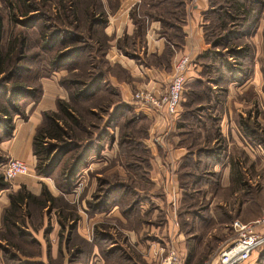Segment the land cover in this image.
Wrapping results in <instances>:
<instances>
[{
  "label": "crops",
  "instance_id": "0c3cea01",
  "mask_svg": "<svg viewBox=\"0 0 264 264\" xmlns=\"http://www.w3.org/2000/svg\"><path fill=\"white\" fill-rule=\"evenodd\" d=\"M209 4L210 0L193 3L188 0H119L109 8L102 1L107 13L102 31L109 36L110 47L103 54L106 66L101 88L114 97L115 102L132 105L134 113H141L147 120V136L142 142L151 154L150 166L142 190L135 186L141 199L128 217L117 203L103 210L92 209L88 202L94 200L93 195H80L75 211L78 219L72 223L67 218L66 244L73 242L77 254L71 261L67 256L66 264H117L116 250H112L116 245L133 264H159L161 250L173 245L179 250L180 264H183L194 255L189 248L201 249L207 246V241H214L215 247H225L231 238L224 232L232 230L233 218L252 221L259 215L264 216V10L262 8L256 16L251 31L243 36L247 47L249 43L252 45L246 50L247 60L242 65H229L227 72L220 70L223 77L217 79V73L211 69L203 73L207 62L202 53L211 45L205 39L203 26L207 21L203 22L202 18ZM182 55H187L193 64L186 71V81L190 84L185 88L175 118L170 119L165 111L132 100V92L137 88L145 87L156 93L163 91L172 77L173 63ZM234 70L245 75L235 79V73L231 74ZM66 72L67 69L52 71L39 79L41 93L36 100L23 103L24 116H13L11 135L0 141L2 155L22 159L29 167L34 165L33 135L42 120V111L56 110L58 98L68 99L67 90L58 81ZM197 86L205 90H195ZM188 93L190 99L185 95ZM112 106L110 102V109ZM188 112L192 119L191 147L177 144L182 135H176L177 120L181 116L186 118ZM114 128L108 131V136L117 129ZM103 151L102 145L99 153ZM187 154L192 160L191 166L183 162ZM100 155L102 158L95 162L91 156L79 171L80 184L84 187L91 180V167L107 161L103 160V153ZM180 171L188 180V188L179 185ZM42 183L57 196L59 190L52 179L31 173L15 177L0 189V230L3 210L9 205V192L24 186L38 195ZM189 191L200 194L199 200L180 210L179 206L184 205L182 195H190ZM173 194L177 200L170 210L168 205ZM62 196L70 199L72 195ZM47 207L48 204L40 207L39 220L43 224L40 230L27 227L28 215L21 225L43 249V240L36 233L42 232L41 237H44L47 213L42 211ZM57 220L60 216H53L55 223L50 238L53 234L54 238L50 245H45L46 252L50 251L52 256L57 246ZM111 221L121 224L119 234H113ZM255 230L264 233V223L257 224ZM76 233L79 239L73 238ZM95 233L106 234L111 241H94ZM245 264H264V244L252 252Z\"/></svg>",
  "mask_w": 264,
  "mask_h": 264
},
{
  "label": "trees",
  "instance_id": "16d2710c",
  "mask_svg": "<svg viewBox=\"0 0 264 264\" xmlns=\"http://www.w3.org/2000/svg\"><path fill=\"white\" fill-rule=\"evenodd\" d=\"M217 1L219 0H210V6L203 15L207 17L205 19L208 21V16H210V14L215 15L216 13H219L222 15L220 18L224 19V22L219 24L220 32L214 39H208L207 35L205 34V38L207 42L210 43L211 47L207 51L203 52L202 56L205 63L207 62L203 73H207L209 69L213 70L214 72L218 71L216 78L220 79L223 77V72L228 71V66L232 65L229 62L232 60L229 59L228 61L226 54H229V56H231L230 58L233 60L238 59V63L241 65L247 60L248 55L246 50L248 47L246 43L244 42L245 45L243 44L240 48H236L238 44H234L232 42L241 41L243 36L251 31L253 27V19L258 15L259 12H261L262 8H264V0ZM6 2L7 5L11 6L12 8L18 7L20 9L21 5L24 6L25 9L21 15H26L31 11L28 6L24 5V0H15V2H13V0H6ZM253 8H255V11H259L253 14ZM70 9H73V7L71 6ZM97 9L98 7L94 8V10L92 9L94 12L90 11V14L91 12L92 14L89 15L90 20L86 30L87 37L81 36L77 30V25L73 27V30L69 28L67 29V27L62 29L56 27L54 23H50L47 15L44 17L45 21L39 26V30L41 28V31L39 32L38 47L40 51L47 52V67L45 68V66H43L44 72L38 76V81L42 76H46L52 71L67 69L68 66L73 64V62L79 60L83 53H91V49L93 50V48H95L93 45L88 43V40H91L90 38L92 37L91 26H101L105 24L104 19L101 18L100 20H97L92 17L95 13L101 14L100 11L96 12ZM232 9L236 13H234V11L231 13L230 10ZM71 14L75 15L73 12ZM39 18H41V16H39ZM58 18L60 17L56 16L57 20ZM34 20L30 21L29 24V26L32 28L35 26ZM74 20H76L75 17ZM214 26L216 27V25ZM2 39L3 20L0 13V91H2V89L5 90L3 101L0 102V141L11 135L13 129V116L15 114L24 116V112L22 110L23 103L29 99L36 100L41 93L38 81L37 85H34L28 83L27 80H23L19 81L15 85H9V93L11 92V95H8L6 86L8 85L11 77L16 73H19L20 70L26 74L31 71L30 66H20L19 68V64L25 59V53L28 48V38L26 35L19 33L15 36L10 35L5 43L2 42ZM72 42H79L80 44L73 45ZM94 51L96 54L90 57L93 60H89L85 64L88 67L85 73L76 74L75 72L78 70V68L75 66L71 69L72 72L74 71L73 73L62 75L59 78V84L67 90L68 99L65 100L58 98L56 100V110L42 111V120L37 125L32 139V153L37 160L34 169L39 176L53 177L56 174L60 163L65 161V157H67L69 153L71 154L66 166L63 165V168L61 167L62 170L60 169L57 173V176L60 175L66 183V186H64L65 191H69L72 188L73 180L75 179L77 173L86 165L88 159L92 155L99 153L103 142L106 140V138H110L111 136L107 135L108 131L117 126L116 124L119 121L122 120L121 122H123L124 118L127 117L126 123L146 122L145 124L148 125L147 120L141 113H134L132 105L115 102L116 99H110L107 108H100V110L103 112L100 113L102 115H97L98 117L104 118L103 114H107L105 119L101 118L103 120L102 126L95 127L93 130H88L87 127L89 125L85 124V118L78 111L76 104L87 103L88 105L86 108L83 107L85 113L90 114V116H95V114L92 112V108H95L98 105H93L91 103L93 102L92 99L100 93H106V91L101 88V80L104 73V67L106 66L105 60L102 57L104 53L99 54V52H102L101 48H96ZM223 58H225L224 61ZM96 59L100 60L103 66H100ZM215 61H217V63ZM232 62L234 63V61ZM68 70L69 69H67V71ZM220 70L224 71L221 72ZM239 73L241 75H238ZM239 73L237 70H234L231 74H234L233 76L235 79L241 78L245 75V73H242L241 71ZM36 75H33V77ZM231 77L232 76L229 78ZM189 84L190 82L187 83L186 81L185 88L188 87ZM105 95L108 96V94ZM185 95L188 96V99H190V93ZM110 102L113 103L111 110L108 109L110 108ZM188 118L191 119V113H189L186 118H182L181 116L177 120V124L184 126L186 123L185 121H188ZM74 128H77V130L81 133L83 131L84 138L78 139L79 133ZM145 136H147V130H145ZM127 137V134L122 133V136H120V142L123 144L126 143ZM138 141V138L134 139V142L140 144V146L143 148L142 150H144V152L151 157L149 150ZM191 145L192 142L191 144H188L189 147H191ZM57 148L60 150L56 155H54L53 152L54 150L56 151ZM188 154L185 156V160H188ZM148 159L150 158L144 157L143 160H140V162L144 161L146 163L144 164V168L143 166H139L140 163L138 158L135 162L131 163L132 167L133 165L136 168L142 167L141 176L144 178L146 170L150 166ZM189 165L191 166V164ZM107 181L108 183L103 181V184H106V187L103 189L102 194L95 195L94 200L88 202L89 207L92 209L94 208L103 210L106 209L111 203H117L119 204L121 212L128 217L129 213L138 205V202L141 199L139 192L135 190V187L128 180H116L112 183H110L109 180ZM179 185L185 188H188L189 185L188 180L186 181L184 179L182 171L179 173ZM6 186L7 183L3 180L2 174L0 172V189L5 188ZM96 198L97 200H95ZM123 198L128 200L125 207L120 206L121 200ZM55 200V197H53L49 191L44 188L38 195L31 193L29 190L25 189L24 186H21L20 189H18L15 193L9 194V205L3 210L2 213L3 230L0 238L6 240V248L9 247L11 250H15V253L8 251L9 249L3 250L2 252L4 259L14 261L16 258H19V255H28V253L22 250V245L14 243V240L25 242L23 238H29L30 243L39 245V243L30 233L25 232L21 228V225L24 222V215H27V211L25 212L23 207L30 206L29 204H34V202L38 204V207H45L48 203L51 206H54ZM68 218H70L73 223L78 219V215L76 212L70 211ZM140 219L141 218L139 217L137 222L140 221ZM93 240L99 242L103 241L105 243L111 241L108 235L104 234L101 236L99 233L94 234ZM72 245L73 243H71V246ZM70 250L73 252L69 254V260L71 261L76 257L77 251L74 248H71ZM112 250H116V257L118 258L115 261H117V264H133L131 261H129L127 255L125 257L120 246L118 247L116 245V247ZM101 251L103 254H105L103 249ZM16 252L19 254L18 256ZM188 262L189 260L187 259L185 263L188 264ZM26 264H33V262H27Z\"/></svg>",
  "mask_w": 264,
  "mask_h": 264
},
{
  "label": "rangeland",
  "instance_id": "374dc122",
  "mask_svg": "<svg viewBox=\"0 0 264 264\" xmlns=\"http://www.w3.org/2000/svg\"><path fill=\"white\" fill-rule=\"evenodd\" d=\"M102 1H103V3H105V7L112 8L114 6V4L118 3L119 0H24V5L28 6L31 9V11L28 12L26 15H21V13L25 9L24 6L21 5L20 9L18 7L12 8L11 6L7 5L6 0H0V13L2 15V20H3V39H2V42L5 43V41L7 40L8 37H10V35L15 36L19 33H21L22 35H26L28 38V48H27L26 53H25V59L19 64V68H20V66H23V67L24 66H27V67L30 66V68H31V71H29L28 74H26L25 72H22L20 70L19 73H16L14 76L11 77V79L8 82V85L6 86L7 87L6 91L8 90V95H11V92L9 93V91H10L9 85H15L19 81L27 80L28 83L37 85L38 76L44 72L43 66H45V68L47 67V58H46L47 52L40 51V49L38 47L39 32L41 31V28L39 30V26L45 21V19H44L45 16L47 15V17L49 18V22L54 23L55 26L58 28L65 29L67 27V29L69 28V29L73 30V27L75 25H77V30L81 34V36L87 37V31L86 30H87V27L89 25L88 24L89 20H90L89 15H91L92 12H94V11H92V9L94 10V8L98 7L96 12L97 11L101 12V14H99V13L93 14L92 17H94L97 20H100L102 18L106 22L107 13L105 11L106 9H104V7L101 5ZM219 1H217V2H219ZM13 2H15V0H13ZM71 6L73 7L74 10L70 9ZM12 9H14V10H12ZM254 9L255 8H253V10ZM263 10H264V8H263ZM90 11H92L91 14H90ZM233 11H234L233 9L230 10L231 13ZM257 11H259V10H257ZM257 11L254 10L253 14L256 13ZM72 12L75 15H72L71 14ZM234 13H236V12L234 11ZM263 13H264V11H263ZM228 14H229V11H228ZM258 14L260 15V12ZM87 15H88V17H87ZM39 16H41V18H39ZM56 16H59L60 18H58V20H57ZM220 16H222V15H220L219 13H216L215 15L210 14V16H208L209 20L203 26V30H204L205 34L207 35L208 39H214L216 37V35L220 32V29H219L220 25L219 24H222V22H224L223 21L224 19L220 18ZM74 17L76 18V20H74ZM205 18H207V17L203 15V18H202L203 22L206 21ZM255 18L253 19L254 21H255ZM33 20L35 21V26L32 28L29 26V24H30V21H33ZM104 25L105 24H103L101 26L100 25L99 26H91L92 37L90 38L91 40H88V43H90V45H93L95 48H93V50L91 49L90 54H88V52L83 53L79 60L73 62V64H71V66H68L67 69H69V70L66 72L65 75H67L68 73H73L74 71L72 72L71 69L75 66H77V68H78V70L75 72L76 74L85 73L87 71V68H88L87 65H85V64L89 60L92 61L93 59H91L90 57L93 56L94 54H96L94 50L96 48H101L102 52H99V54L105 53L107 51V49L110 47V43L108 42L110 40V38H109V36L104 34L102 31V28ZM214 25H216V27ZM262 31L264 32V28ZM234 34H237V33H234ZM105 38H106V41H105ZM232 43L238 44V45H243V44L245 45L243 38L241 41L232 42ZM72 44L78 45L80 43L79 42H72ZM250 45H251V43L248 44L247 50L249 49ZM251 47H252V45L250 46V48ZM263 52H264V41H263ZM228 55L229 54H226V57ZM224 60L225 59L223 58V61ZM230 60H233V59H230ZM96 61L99 62L100 66H103L102 62L100 60L96 59ZM228 61H229V59H228ZM233 61H235V62L234 63L232 61H229V62L231 64H235V65L239 64L238 59H234ZM215 62L217 63V61H215ZM37 71H38V74H37ZM217 72H215V73H217ZM33 75H36V76L33 77ZM20 79H22V80H20ZM195 90L202 91L205 89L202 88L201 86H197V87H195ZM105 94H107V93H105ZM105 94H104V92L102 94L100 93L99 95L95 96L92 99L93 102H91V103L93 105H95V104L98 105L97 107L92 108V112L95 114V116H90V114L85 113V110L83 107L86 108V106L88 105L87 103H77L76 104L78 111L85 118V120H84L85 124L89 125L87 127L88 130H90V129L93 130V129H95V127L102 126V122H103L102 119H105L107 117V114H103L104 118L97 116L100 113H103L100 110V108H103V109L107 108L108 102L110 101V99L114 98L112 96H109V95L107 96ZM4 95H5V90L2 89V91H0V102L3 101ZM110 108H108V109H110ZM100 115H102V114H100ZM126 118H124L123 122H121L122 121L121 120L116 124L117 126H115V127H117V129L113 130V133L111 135V136H115V138H113V140H112V138L110 136V138H106V140L103 142L104 151L100 152V153L104 154L103 160H107V161L104 164L102 162H98L96 165V168H95V166L91 167V168H93V170H91L89 172L91 180H88L86 187H84L83 185L80 184V179H79L80 177L78 175L79 172L77 173L75 179L73 180V186L69 191L64 190V188H65L64 186H66V183L63 180V178L60 175L57 176V173L59 172V170L60 169L62 170V168H63L62 166L63 165L66 166V163L68 162L69 156L71 155L70 153L67 155V157H65V161L60 163L56 174L53 177H48V178L53 180L56 189L59 190V192L57 194H55L57 196H53V194L47 188L46 184H44V183L41 184V190L43 188L48 190L49 193L53 197H55V199H56L54 206H51L48 203V207L45 209V211H42V213H44V212L47 213V221L45 223L46 224L45 225L46 230H45V233L43 232L44 237L43 238L41 237L42 232L36 233V234H38V237L43 240L44 249L42 248V246L40 245L38 240H36V241L39 243V245L30 243L29 238H23L25 242L14 240L13 241L14 243L22 245V247H23L22 250L25 251L26 253H28V255L22 256L16 252L17 256L19 255L18 259L16 258V260H14V261L13 260H7V259H4L2 251L5 249H9L8 251L15 253V250H13V249L11 250L9 247L6 248L7 247L6 240L0 238V264H26L27 262L28 263L33 262V264H66L67 263L66 258L72 252V250H70V249L74 248V245L70 246L71 243H73V242L69 243L68 245L66 244V240H67V236H68V232H69V229H68L69 227L67 224V218L69 217L70 211H74V212L77 211L78 199L80 198V195H93V199H94L95 195H101L102 194L103 189L106 187V184H103V181L105 183H108L107 180H109L110 183H112L113 181H116V180H119V181L128 180L134 187L136 186L137 189L140 188L139 190H142V188H143L142 185H145V183L147 182V180L141 176V173H142L141 168L142 167L136 168V167H134V165L132 167L131 163L135 162L138 158L139 163H140L139 166H143V168H144V164H146V163L144 161L140 162V160H143L144 157L150 158V156H148L147 153H145L144 150H142L143 148L140 146V144L134 142V139L138 138V140H139L138 142H140L145 147L144 143L142 142V139H145V137H146L145 136V130L147 129V124H145L146 122H144V123L143 122H141V123H139V122L126 123V121H127ZM185 122L186 123L184 124V126H180V125L176 124V129H177L176 135H178V136L182 135V136H179L177 144L188 146V144H191L192 138H193L191 136V132H192L191 119L188 118V121H185ZM125 125H127V126H125ZM91 126H93V127H91ZM74 129L79 133L78 139L84 138V134H83L84 132L83 131L81 133L77 130V128H74ZM113 129H115V128H113ZM99 131H100V128H99ZM122 133L128 135L127 142H126L127 144L126 143L123 144L120 142V136H122ZM135 141H137V140H135ZM59 150L60 149L57 148L56 151L54 150L53 154L56 155L59 152ZM72 153H74V152H72ZM100 153L92 155L93 156L92 157L93 162L98 160V158H102ZM7 159H8V157L5 154L2 155V152L0 151V167H1L2 163L7 161ZM148 160H150V159H148ZM36 162H37V160L35 158L34 165L32 167L31 166L29 167L30 173L32 175H37V173L35 172V169H34ZM183 162L188 163V164H192V160H190V158H188V160L184 159ZM189 169H191V167ZM95 173H98V175H95ZM21 177L24 178L25 176H21ZM41 177H45V176H41ZM55 179H56V184H55ZM6 183H7V185H9V182H6ZM50 183H52V182H50ZM18 189H20V187ZM90 189H91V191L87 194V192ZM15 192H12V193H15ZM189 193L190 194L193 193L194 195H192V194L191 195H182L183 199H184V205L179 206L180 210L182 209V207H191V205H192L191 203H194V202L199 200L198 196L200 194L195 195L196 192L194 193L192 191L191 192L189 191ZM9 194H11V192H9ZM62 195H72L70 197L71 200L68 197L64 198ZM139 195H141V194H139ZM249 196H252V195L249 194ZM127 201H128L127 199L123 198L121 200L120 206L125 207ZM196 204L198 205L199 203H196ZM29 205L30 206L24 207V211L25 212L27 211L26 214L28 216H30V218L28 219L29 221H28L27 227H31L35 231L40 230V228L42 227L41 225H43L42 221L39 220V213L41 212V208L38 207V204H36L35 202H34V204H29ZM168 207L170 210L173 209V204L171 201L169 202ZM27 215H26V217H27ZM53 216H55V217L60 216V220L59 221L57 220L59 225H56L57 223L55 224V227L57 226V229H58L57 234L55 236V246L56 245L57 246L54 249V251H53L54 254L52 256L50 251L49 252L47 251L48 253L46 252L45 245H50L52 238H54V234L50 238V234H51L50 230L52 229V224L55 223L53 221ZM259 217H260V215H259ZM50 218H51V220H50ZM24 220H25V218H24ZM111 222L112 223H110V228L112 227V229H114V230H112L113 234H115V235L119 234V229L121 228V224L119 222L117 224V222H115V221H111ZM113 223H115V224H113ZM58 226H59V228H58ZM200 229L205 230V229H207V227H200ZM2 230L3 229L0 230V237H1ZM224 233L226 234L227 238L230 237L232 239L234 237L232 230L228 229ZM73 238L79 239V237L77 236V233L74 234ZM205 243H207L206 247L204 246L201 249H195L196 251L192 248H189V250H192L194 255H192L188 264H212L216 261V259L218 258V254L223 249V247L213 246L215 244L214 241H207ZM65 246H67V248ZM68 246H70V247H68ZM38 251H39V253H38ZM8 255H9V252H8ZM183 264H185V262H183Z\"/></svg>",
  "mask_w": 264,
  "mask_h": 264
},
{
  "label": "built area",
  "instance_id": "2783aa9c",
  "mask_svg": "<svg viewBox=\"0 0 264 264\" xmlns=\"http://www.w3.org/2000/svg\"><path fill=\"white\" fill-rule=\"evenodd\" d=\"M193 3L196 0H188ZM193 64L187 55H182L173 63L172 77L165 89L159 93L142 87L132 92V100L138 104L149 106L158 111H165L168 118H175L181 105L183 92L186 83V71ZM0 172L3 180L11 182L15 177L30 174L28 164L22 159L9 157L1 164ZM177 200L176 195H171L173 207ZM264 223V216L252 221H242L234 218L231 221V228L234 237L219 252L218 258L212 264H245L251 257L254 250L264 244V233L255 230L257 224ZM165 252V253H163ZM179 250L169 245L161 250L159 264H180Z\"/></svg>",
  "mask_w": 264,
  "mask_h": 264
}]
</instances>
